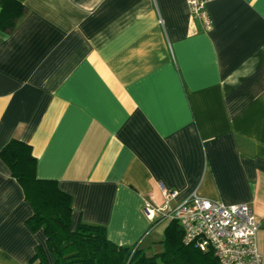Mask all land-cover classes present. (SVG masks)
Returning <instances> with one entry per match:
<instances>
[{"label":"crops","instance_id":"obj_1","mask_svg":"<svg viewBox=\"0 0 264 264\" xmlns=\"http://www.w3.org/2000/svg\"><path fill=\"white\" fill-rule=\"evenodd\" d=\"M0 30V150L30 145L35 176L70 195L72 228L162 251L171 208L196 194L246 203L264 264V0H212V29L185 0H16ZM0 158V264H27L41 227Z\"/></svg>","mask_w":264,"mask_h":264},{"label":"trees","instance_id":"obj_2","mask_svg":"<svg viewBox=\"0 0 264 264\" xmlns=\"http://www.w3.org/2000/svg\"><path fill=\"white\" fill-rule=\"evenodd\" d=\"M24 12L20 2L0 0V30H12ZM0 158L33 207L27 225L31 229L41 227L46 236L48 254L37 246L27 264H219L212 251L184 244L182 229L175 220L164 229L162 251L153 256L138 247L112 243L102 226L78 221L72 228L70 195L62 192L56 181L35 176L36 160L30 145L12 138L0 150Z\"/></svg>","mask_w":264,"mask_h":264},{"label":"built area","instance_id":"obj_3","mask_svg":"<svg viewBox=\"0 0 264 264\" xmlns=\"http://www.w3.org/2000/svg\"><path fill=\"white\" fill-rule=\"evenodd\" d=\"M194 19L200 20L204 31L212 29L207 5L212 0H185ZM162 206L143 204L145 216L168 221L175 220L181 227L182 242L201 251H212L219 264H261L257 247V223L246 203L226 205L219 201L191 195L171 208L170 200L177 191L160 186Z\"/></svg>","mask_w":264,"mask_h":264}]
</instances>
